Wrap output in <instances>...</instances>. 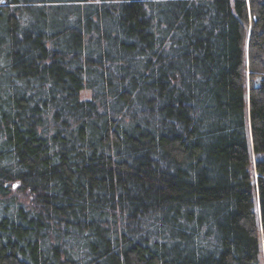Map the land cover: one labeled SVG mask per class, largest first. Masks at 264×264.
I'll use <instances>...</instances> for the list:
<instances>
[{"label": "trees", "instance_id": "obj_1", "mask_svg": "<svg viewBox=\"0 0 264 264\" xmlns=\"http://www.w3.org/2000/svg\"><path fill=\"white\" fill-rule=\"evenodd\" d=\"M261 234L264 0L0 3V264H264Z\"/></svg>", "mask_w": 264, "mask_h": 264}, {"label": "rangeland", "instance_id": "obj_2", "mask_svg": "<svg viewBox=\"0 0 264 264\" xmlns=\"http://www.w3.org/2000/svg\"><path fill=\"white\" fill-rule=\"evenodd\" d=\"M83 98H89V94L88 93H83L82 96ZM261 245H262V261H264V236L261 234Z\"/></svg>", "mask_w": 264, "mask_h": 264}, {"label": "water", "instance_id": "obj_3", "mask_svg": "<svg viewBox=\"0 0 264 264\" xmlns=\"http://www.w3.org/2000/svg\"><path fill=\"white\" fill-rule=\"evenodd\" d=\"M94 1V0H93ZM4 2V0H0V3H3Z\"/></svg>", "mask_w": 264, "mask_h": 264}]
</instances>
